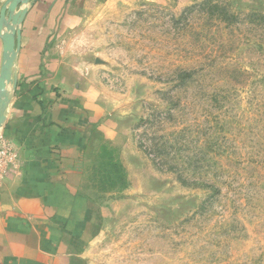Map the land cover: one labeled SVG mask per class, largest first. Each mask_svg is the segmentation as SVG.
Wrapping results in <instances>:
<instances>
[{
	"label": "rangeland",
	"instance_id": "rangeland-1",
	"mask_svg": "<svg viewBox=\"0 0 264 264\" xmlns=\"http://www.w3.org/2000/svg\"><path fill=\"white\" fill-rule=\"evenodd\" d=\"M203 1H61L42 75L94 118L72 182L89 231L71 264H264V27L245 17L264 0H220L234 26L183 19ZM38 2L0 10L10 98ZM181 70L196 71L186 85Z\"/></svg>",
	"mask_w": 264,
	"mask_h": 264
},
{
	"label": "crops",
	"instance_id": "crops-1",
	"mask_svg": "<svg viewBox=\"0 0 264 264\" xmlns=\"http://www.w3.org/2000/svg\"><path fill=\"white\" fill-rule=\"evenodd\" d=\"M6 1L0 0V10ZM61 1L29 7L21 26L20 80L13 97L5 89L8 96L0 98L1 115H7L0 139L20 158V168L0 185V264H71L89 231L86 201L72 182L94 118L79 99L58 97L61 82L46 81L40 66ZM3 61L0 37V78Z\"/></svg>",
	"mask_w": 264,
	"mask_h": 264
},
{
	"label": "trees",
	"instance_id": "trees-1",
	"mask_svg": "<svg viewBox=\"0 0 264 264\" xmlns=\"http://www.w3.org/2000/svg\"><path fill=\"white\" fill-rule=\"evenodd\" d=\"M196 14L200 15L201 18L204 17L208 20H215L221 24H226L227 26H234L242 21L241 15L233 12L226 2L220 0H205L200 4H195L186 8L184 10L183 19L186 18L188 20L191 16ZM245 17L249 19L250 22L264 27V14L254 13L248 14ZM195 74V70H181L177 79L180 83H182V85H186L193 79ZM154 148L156 152H158L157 156H161L164 154L166 144L157 143Z\"/></svg>",
	"mask_w": 264,
	"mask_h": 264
},
{
	"label": "built area",
	"instance_id": "built-area-1",
	"mask_svg": "<svg viewBox=\"0 0 264 264\" xmlns=\"http://www.w3.org/2000/svg\"><path fill=\"white\" fill-rule=\"evenodd\" d=\"M0 185L20 168L19 154L11 142L0 139Z\"/></svg>",
	"mask_w": 264,
	"mask_h": 264
},
{
	"label": "bare ground",
	"instance_id": "bare-ground-1",
	"mask_svg": "<svg viewBox=\"0 0 264 264\" xmlns=\"http://www.w3.org/2000/svg\"><path fill=\"white\" fill-rule=\"evenodd\" d=\"M6 40H7V43H8V51H7V53L6 54H8V53H14V51L12 50V37H7L6 38ZM14 55V54H13ZM12 56V55H11ZM11 56H10V58H11ZM7 57V56H6ZM5 60H7L6 58H5ZM11 65H12V62H11V60L8 58V61H7V65L5 64V66H4V70H3V77H4V79H5V86L3 87V88H1L0 89V91H1V97L0 98H2V92H4V96H8L7 95V93H6V91H5V89H6V87H7V84L10 82V80H11V77H12V73H11ZM1 105L2 104H0V107H1ZM1 113L3 114V112L0 110V115H1ZM4 116H0V118H3Z\"/></svg>",
	"mask_w": 264,
	"mask_h": 264
},
{
	"label": "water",
	"instance_id": "water-1",
	"mask_svg": "<svg viewBox=\"0 0 264 264\" xmlns=\"http://www.w3.org/2000/svg\"><path fill=\"white\" fill-rule=\"evenodd\" d=\"M4 86H5V79H4L3 74H2V79H1V82H0V87L3 88ZM3 122L4 121H2V119L0 118V126L3 124Z\"/></svg>",
	"mask_w": 264,
	"mask_h": 264
}]
</instances>
